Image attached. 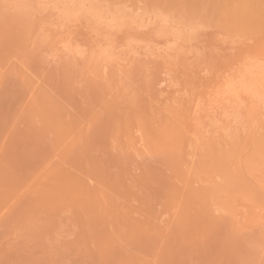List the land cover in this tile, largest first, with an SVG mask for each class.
<instances>
[{"label": "rangeland", "instance_id": "1", "mask_svg": "<svg viewBox=\"0 0 264 264\" xmlns=\"http://www.w3.org/2000/svg\"><path fill=\"white\" fill-rule=\"evenodd\" d=\"M263 248L264 0H0V264Z\"/></svg>", "mask_w": 264, "mask_h": 264}, {"label": "bare ground", "instance_id": "2", "mask_svg": "<svg viewBox=\"0 0 264 264\" xmlns=\"http://www.w3.org/2000/svg\"><path fill=\"white\" fill-rule=\"evenodd\" d=\"M244 68V67H243ZM236 73V72H235ZM257 73V72H256ZM247 74V73H246ZM259 74V73H258ZM240 75V74H239ZM248 75V74H247ZM263 75V74H262ZM241 76V75H240ZM260 77H262V76H260ZM254 78H255V76H254ZM256 79V78H255ZM238 80V79H237ZM240 80V79H239ZM258 80H260L259 78H258ZM226 81V80H225ZM261 81V80H260ZM243 82V81H242ZM246 83H247V81H246ZM223 84V83H222ZM232 84V83H231ZM236 84V83H235ZM242 85V84H241ZM246 85V84H245ZM221 87V86H220ZM237 87V89H238V87H239V89L241 88L240 86H239V84L236 86ZM223 88V87H222ZM243 88V87H242ZM244 88H245V86H244ZM230 89V88H229ZM228 89V90H229ZM236 89V88H235ZM226 90V89H225ZM240 91V90H239ZM238 91V92H239ZM242 91V90H241ZM237 92V93H238ZM231 93V92H230ZM234 93V92H233ZM240 93V92H239ZM218 94V93H217ZM231 95H232V93H231ZM224 99H226V98H224ZM262 182V181H261ZM244 240H246V239H244ZM258 241V240H257ZM264 249V248H263ZM263 252H264V250H263Z\"/></svg>", "mask_w": 264, "mask_h": 264}]
</instances>
